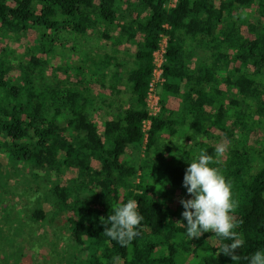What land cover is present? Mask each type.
Returning a JSON list of instances; mask_svg holds the SVG:
<instances>
[{
    "label": "trees",
    "instance_id": "1",
    "mask_svg": "<svg viewBox=\"0 0 264 264\" xmlns=\"http://www.w3.org/2000/svg\"><path fill=\"white\" fill-rule=\"evenodd\" d=\"M168 1L0 0V151L43 189L16 214L20 225L25 216L39 225L45 197L55 212L68 210L72 238L92 250L74 264H249L245 257L264 250V28L248 18L264 19V0ZM29 31L36 39L22 55L3 44ZM162 39L161 108L150 117ZM60 48L77 66L49 77ZM219 145L226 151L217 158ZM201 150L231 181L230 215L244 241L237 261L219 254L230 241L215 233L186 235L183 178ZM176 191L182 198L171 200ZM129 199L144 219L121 246L103 234L111 225L101 217Z\"/></svg>",
    "mask_w": 264,
    "mask_h": 264
},
{
    "label": "rangeland",
    "instance_id": "2",
    "mask_svg": "<svg viewBox=\"0 0 264 264\" xmlns=\"http://www.w3.org/2000/svg\"><path fill=\"white\" fill-rule=\"evenodd\" d=\"M169 2L172 4L175 0H169ZM248 12L250 22L258 28H264V19H261L253 11L252 13L251 11ZM35 39V34L29 31L27 35L20 34L17 37L8 38L3 41V44L9 50L11 49L15 53L22 55L26 51V48L33 44ZM51 60V63L45 70L46 75L49 77H52V74L55 73V75L59 74L56 70L58 68L77 66L76 61L72 59L68 50L63 48H60ZM15 71L12 74L13 77H16ZM99 77L96 76L95 80L100 81ZM156 93L161 100L163 94L160 87L157 88ZM128 104L132 105V103ZM145 142L146 139H144V144L133 152L137 154L138 160H140L142 151L144 150ZM250 143L252 144V142ZM13 167L14 165L8 162L4 149H2L0 151V199L4 201L3 203L12 204L14 208L17 206L19 210H22L21 206L27 203L28 198L35 197L41 199L43 197V189L36 192L35 189L38 186L31 183L30 174L27 175L29 179H26V166ZM22 187L26 192L24 196L20 195L23 190ZM177 198H182V192L176 191L171 196V200ZM3 203L0 202V264H74L84 263L85 259L89 257L92 251L89 245L79 246L68 231L69 223L67 220L70 216L68 210L55 212L53 207L46 202L45 197L42 203L45 204L46 220L40 221L39 225L36 226V223L35 225H32L31 222L28 223L26 221L27 216H25L26 218L22 219L24 224L20 225V218L16 214V212H19V210H16L17 207L13 210L3 211L1 210L4 205ZM20 214L23 215L22 213ZM36 245L40 248L39 253L33 251ZM187 262L189 264H200L199 259L198 261ZM184 264L186 263L184 262Z\"/></svg>",
    "mask_w": 264,
    "mask_h": 264
},
{
    "label": "clouds",
    "instance_id": "3",
    "mask_svg": "<svg viewBox=\"0 0 264 264\" xmlns=\"http://www.w3.org/2000/svg\"><path fill=\"white\" fill-rule=\"evenodd\" d=\"M226 151L224 145L216 147V157ZM212 155L201 150L199 155L187 167L183 186L190 199H181L184 208L183 218L187 221L186 235L199 238L205 232H213L215 236L230 241L225 243L219 252L230 256L233 261L240 259L237 250L243 247L244 241L236 231L238 224L233 222L230 215L237 207L233 198L231 181H227L218 168L210 167L216 163ZM107 222L101 217L102 223L110 224L105 227L103 234L111 240L117 241L121 246H127L139 235V226L144 217L139 213V204L135 199H129L126 204L115 206ZM242 223V222H240ZM35 253L40 252L38 245L34 246ZM249 259V264H264V250H257Z\"/></svg>",
    "mask_w": 264,
    "mask_h": 264
},
{
    "label": "built area",
    "instance_id": "4",
    "mask_svg": "<svg viewBox=\"0 0 264 264\" xmlns=\"http://www.w3.org/2000/svg\"><path fill=\"white\" fill-rule=\"evenodd\" d=\"M177 0L174 3L170 4L168 1L167 6H174ZM166 48V39H162L160 42L159 50L155 52L154 55V63L155 69L152 77V81L149 85L148 90V110L149 116L154 117L160 113V98L158 97L156 91L159 88L160 84L164 81L163 78V71H162V63H163V55L165 53ZM150 117L143 122V131L145 133V137H147L148 131L151 126V119Z\"/></svg>",
    "mask_w": 264,
    "mask_h": 264
}]
</instances>
